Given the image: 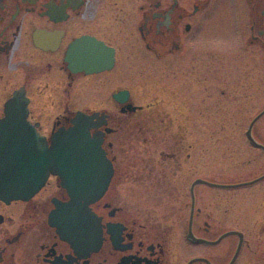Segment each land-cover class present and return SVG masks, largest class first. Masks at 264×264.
I'll return each instance as SVG.
<instances>
[{"label":"flooded vegetation","instance_id":"af4514ba","mask_svg":"<svg viewBox=\"0 0 264 264\" xmlns=\"http://www.w3.org/2000/svg\"><path fill=\"white\" fill-rule=\"evenodd\" d=\"M208 53L212 176L175 182L191 159L182 131L159 161L127 166L123 116L146 109L136 102L139 69L159 66L178 83L195 62L202 85ZM16 90L49 144L78 112L104 116L90 133L112 174L89 204L101 222L95 239L51 223L54 212L68 223L82 213L67 206L58 174L29 199L0 200V264H264V0H0V118Z\"/></svg>","mask_w":264,"mask_h":264},{"label":"water","instance_id":"95a60500","mask_svg":"<svg viewBox=\"0 0 264 264\" xmlns=\"http://www.w3.org/2000/svg\"><path fill=\"white\" fill-rule=\"evenodd\" d=\"M126 95L124 91L116 97L121 100ZM102 118L98 113L90 115L80 111L73 119L74 125L60 128L49 144L29 124L28 98L16 90L6 103L5 115L0 118V200L29 199L44 186L50 174H58L72 195L67 206L71 211L82 209V213L68 223L57 218L54 212L51 223L63 234L69 231L81 234L90 228L95 239L101 222L89 204L103 195L112 174L102 139L99 134L90 133V128L99 123L95 119ZM82 217H86V227Z\"/></svg>","mask_w":264,"mask_h":264},{"label":"rangeland","instance_id":"374dc122","mask_svg":"<svg viewBox=\"0 0 264 264\" xmlns=\"http://www.w3.org/2000/svg\"><path fill=\"white\" fill-rule=\"evenodd\" d=\"M204 56L202 85L200 78H197L195 62L187 63V74L191 75L181 82L178 80V83L175 79L168 80L160 77L162 70L159 66L154 67L150 64V67L153 66L152 72L147 67L139 69L141 78L135 89L136 102L146 106V109L137 114L123 116L121 135L124 154L122 158L127 166L147 167L151 160L159 161L162 152L170 150L173 145L174 135L182 131L185 136L184 144L192 145L187 149L191 154V159L182 165L181 171L174 175L175 182H188L190 177L200 170L204 176H212L217 158L213 145L216 111L213 107L212 78L210 77L213 62L211 54H204ZM10 78L12 89L13 83L18 80V75L12 73ZM126 81L124 80V83ZM175 87L178 88L182 97L180 101L170 95V89ZM201 97L204 102L200 109L197 103ZM157 100H161L158 107H149V104L156 103ZM51 113H59V111L48 112V114ZM225 162L227 159L222 158V165Z\"/></svg>","mask_w":264,"mask_h":264}]
</instances>
